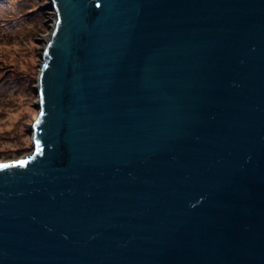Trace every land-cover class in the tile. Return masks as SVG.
<instances>
[{"label":"water","instance_id":"obj_1","mask_svg":"<svg viewBox=\"0 0 264 264\" xmlns=\"http://www.w3.org/2000/svg\"><path fill=\"white\" fill-rule=\"evenodd\" d=\"M49 6L0 264H264V0Z\"/></svg>","mask_w":264,"mask_h":264},{"label":"rangeland","instance_id":"obj_2","mask_svg":"<svg viewBox=\"0 0 264 264\" xmlns=\"http://www.w3.org/2000/svg\"><path fill=\"white\" fill-rule=\"evenodd\" d=\"M51 0H0V161L34 151L42 54L57 22Z\"/></svg>","mask_w":264,"mask_h":264},{"label":"bare ground","instance_id":"obj_3","mask_svg":"<svg viewBox=\"0 0 264 264\" xmlns=\"http://www.w3.org/2000/svg\"><path fill=\"white\" fill-rule=\"evenodd\" d=\"M56 26V24L54 25V27ZM54 30V29H53ZM53 30H52V32H53ZM50 39H51V37H50ZM50 41V40H49ZM49 41H47V43L49 42Z\"/></svg>","mask_w":264,"mask_h":264}]
</instances>
